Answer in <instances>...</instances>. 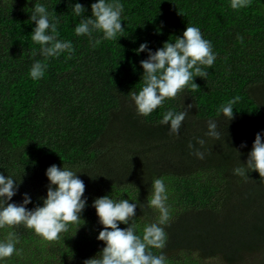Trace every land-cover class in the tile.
Listing matches in <instances>:
<instances>
[{"label": "trees", "instance_id": "trees-1", "mask_svg": "<svg viewBox=\"0 0 264 264\" xmlns=\"http://www.w3.org/2000/svg\"><path fill=\"white\" fill-rule=\"evenodd\" d=\"M35 2L61 18L59 38L72 41L71 58L39 55L31 40ZM78 2L91 16L95 0ZM120 2L123 36L93 47L89 37L75 35L81 18L73 17L69 0H0V172L22 180L9 203H21L27 192L28 209L42 206L52 164L82 170L88 200L82 225H70L56 241L23 225L0 229V239L14 233L19 241L20 255L5 264H84L96 256L105 242L97 239L103 226L92 201L105 195L145 203L144 210L137 206L134 224L142 236L159 216L146 204L151 180L159 177L170 219L163 226L166 245L151 249L154 255L163 253L167 264H214L217 257L220 264H264V180L255 170L233 174L246 168L256 133L264 130V0L239 10L230 9V0ZM187 25L200 28L217 54L207 80L196 77V90L178 93L148 117L138 115L130 92L143 84L140 61L147 52L134 50L147 41L155 51L182 36ZM34 60L48 65L40 80L28 75ZM234 97V119L217 117ZM189 104L179 136L170 134L159 123L164 112ZM209 118L217 120L219 139L205 135Z\"/></svg>", "mask_w": 264, "mask_h": 264}, {"label": "clouds", "instance_id": "clouds-1", "mask_svg": "<svg viewBox=\"0 0 264 264\" xmlns=\"http://www.w3.org/2000/svg\"><path fill=\"white\" fill-rule=\"evenodd\" d=\"M29 2L31 3V0ZM250 2L251 0H230V9L246 8ZM69 6L73 17L81 18L74 28L75 35L89 37L93 47L99 46L102 41H116L123 36L125 28L122 26V20L125 19L122 18L124 7L120 0H95L91 4V16L84 15L87 9L78 0L75 3L69 0ZM30 13V21L35 22L31 40L39 45V55L45 60L58 58L62 54L71 58L74 54L72 41L59 38L58 26L61 18L49 12L45 4L38 2H35ZM161 31L162 29H158L157 34ZM93 33L102 35L94 38ZM134 51L137 55L147 52V58L140 61L144 70L141 78L143 84L138 92H130L137 114L143 117H148L158 107L162 108L166 100L176 98L178 93L196 90L199 85L195 78L207 80V69L212 68L217 58L211 42L203 38L201 29L189 25L182 36H175L174 42L165 41L163 46L155 51L149 47L147 41L141 43ZM36 54L34 49L33 56ZM47 67V63L34 60L28 75L33 80H40L44 77ZM238 101L239 97H234L222 104L217 109V117L222 115L227 122L234 119L233 106ZM191 108L192 105L189 104L182 111L168 109L159 123L167 126L169 133L178 137ZM207 129L206 136L219 139L216 119H208ZM197 143L203 147L205 141L197 138ZM241 146L246 147V142H242ZM193 147L192 143H189V148ZM194 154L199 159L204 158V153L198 149ZM243 164L246 168L233 169L234 175L245 176L255 170L261 180H264V130L256 133L247 162ZM81 172L83 171L65 165L49 166L45 172L49 181L47 195L41 197L42 206L36 205L32 209L26 207L32 203V198L27 192L22 194L21 203H9L19 191L22 180L12 174L5 176L0 172V229L5 226L23 225L47 241L60 239V234L67 232L70 225L80 224L81 214L88 203L87 197L84 196L85 183L78 175ZM167 200L168 191L164 179L153 178L146 204L148 208L157 210L159 216L156 222L143 228L141 236L136 234L134 224L137 206L144 210L145 203L137 200L130 203L129 199H115L109 195L95 198L92 207L96 209L99 223L103 226L97 239L105 242V246L96 256L86 259L84 264H167L163 253L154 255L151 250L163 249L166 245L167 234L163 226L170 219ZM120 223L128 226L122 229L119 227ZM18 242L14 233H8L4 239H0V264H5L6 258H10L14 253L20 255V250L16 247Z\"/></svg>", "mask_w": 264, "mask_h": 264}, {"label": "rangeland", "instance_id": "rangeland-1", "mask_svg": "<svg viewBox=\"0 0 264 264\" xmlns=\"http://www.w3.org/2000/svg\"><path fill=\"white\" fill-rule=\"evenodd\" d=\"M221 260H222V258L217 257V258H212V259L210 260V262H211V263H214V264H220Z\"/></svg>", "mask_w": 264, "mask_h": 264}]
</instances>
